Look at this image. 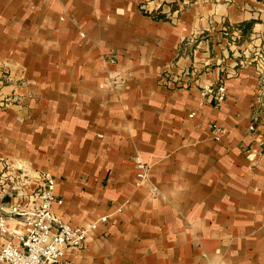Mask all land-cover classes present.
Instances as JSON below:
<instances>
[{"label":"crops","instance_id":"1","mask_svg":"<svg viewBox=\"0 0 264 264\" xmlns=\"http://www.w3.org/2000/svg\"><path fill=\"white\" fill-rule=\"evenodd\" d=\"M0 64V249L17 168L96 222L64 264H264L263 1L0 0Z\"/></svg>","mask_w":264,"mask_h":264},{"label":"built area","instance_id":"2","mask_svg":"<svg viewBox=\"0 0 264 264\" xmlns=\"http://www.w3.org/2000/svg\"><path fill=\"white\" fill-rule=\"evenodd\" d=\"M202 93L221 103L227 97V86L223 82L215 83L205 86ZM215 130L219 133L224 132L219 127ZM135 162L141 169L138 173L137 185H142L147 178V165L138 155L135 156ZM17 170V168H11L9 175H5L16 183L14 188L18 198V201L9 205L8 213L23 217L26 230L22 233H13V238L7 240L0 249V262L3 264H64L66 251L69 248L76 250L84 246L91 230L96 227V222L73 226L53 212L54 204H60L62 200L56 196V181L51 172H40L37 176L38 185L33 186L28 170L22 169L20 172ZM28 185L30 187L26 189L25 186ZM106 219L107 216L101 217V220ZM6 220V216L0 214V230L3 233L8 232Z\"/></svg>","mask_w":264,"mask_h":264},{"label":"rangeland","instance_id":"3","mask_svg":"<svg viewBox=\"0 0 264 264\" xmlns=\"http://www.w3.org/2000/svg\"><path fill=\"white\" fill-rule=\"evenodd\" d=\"M10 75V72L6 69V66L5 64H0V85H5L6 84V80L8 78V76ZM0 90H1V87H0ZM2 93H0V106H6V104L8 102L11 101L10 98H8V100H6V97L1 95ZM2 177L0 176V191L3 190V188L5 186H3L5 183H6V180L4 179L2 181L1 179ZM14 184H16L15 182H12V181H8V185L7 188L9 189V191H16V189L14 188Z\"/></svg>","mask_w":264,"mask_h":264},{"label":"trees","instance_id":"4","mask_svg":"<svg viewBox=\"0 0 264 264\" xmlns=\"http://www.w3.org/2000/svg\"><path fill=\"white\" fill-rule=\"evenodd\" d=\"M259 1L264 2V0H259ZM254 22H255L254 20H251L248 22H243V23L238 25V27H240L242 29L243 35L246 33H249L252 30Z\"/></svg>","mask_w":264,"mask_h":264}]
</instances>
